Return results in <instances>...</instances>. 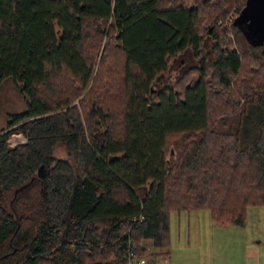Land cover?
I'll list each match as a JSON object with an SVG mask.
<instances>
[{"label":"trees","instance_id":"16d2710c","mask_svg":"<svg viewBox=\"0 0 264 264\" xmlns=\"http://www.w3.org/2000/svg\"><path fill=\"white\" fill-rule=\"evenodd\" d=\"M245 3L0 0V85L28 96L0 130V264H130L170 253L172 210L243 226L264 205V46L234 24Z\"/></svg>","mask_w":264,"mask_h":264},{"label":"rangeland","instance_id":"374dc122","mask_svg":"<svg viewBox=\"0 0 264 264\" xmlns=\"http://www.w3.org/2000/svg\"><path fill=\"white\" fill-rule=\"evenodd\" d=\"M230 34L233 36L232 32ZM191 63L193 58L188 50L173 62L167 78L174 80L181 69ZM22 86V82H16L11 76L3 79L0 85V130L7 127L12 113L27 110L28 96ZM25 140L23 134L14 133L10 142L15 145ZM58 155L66 156V153L62 151ZM170 216V253L149 254L144 264H264V205L249 206L243 226L218 223L208 208L172 210Z\"/></svg>","mask_w":264,"mask_h":264},{"label":"water","instance_id":"95a60500","mask_svg":"<svg viewBox=\"0 0 264 264\" xmlns=\"http://www.w3.org/2000/svg\"><path fill=\"white\" fill-rule=\"evenodd\" d=\"M234 24L242 26L246 35L255 43L264 46V0H246L245 6L234 19ZM160 82L151 85V95L157 92ZM45 164L38 169V176H45ZM16 189V193L23 187Z\"/></svg>","mask_w":264,"mask_h":264},{"label":"built area","instance_id":"2783aa9c","mask_svg":"<svg viewBox=\"0 0 264 264\" xmlns=\"http://www.w3.org/2000/svg\"><path fill=\"white\" fill-rule=\"evenodd\" d=\"M234 19V15L233 14H231L230 16H229V20H233ZM134 258H136V256H135V254H134V252H131L130 253V262H132V260L134 259ZM139 262H144L145 261V259H139L138 260Z\"/></svg>","mask_w":264,"mask_h":264},{"label":"crops","instance_id":"0c3cea01","mask_svg":"<svg viewBox=\"0 0 264 264\" xmlns=\"http://www.w3.org/2000/svg\"><path fill=\"white\" fill-rule=\"evenodd\" d=\"M145 242H146L147 245H151V240H146ZM156 254H159V253H156ZM146 257L147 256H145L143 258V259H145V261L143 263L142 262H139L138 259H134L133 262H132V264H144V263L147 262Z\"/></svg>","mask_w":264,"mask_h":264},{"label":"bare ground","instance_id":"6f19581e","mask_svg":"<svg viewBox=\"0 0 264 264\" xmlns=\"http://www.w3.org/2000/svg\"><path fill=\"white\" fill-rule=\"evenodd\" d=\"M135 259V258H134Z\"/></svg>","mask_w":264,"mask_h":264}]
</instances>
